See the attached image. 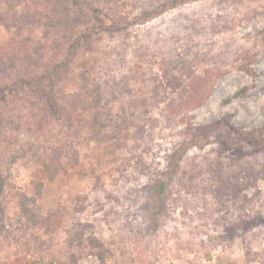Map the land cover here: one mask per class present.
I'll list each match as a JSON object with an SVG mask.
<instances>
[{
	"label": "rangeland",
	"instance_id": "obj_1",
	"mask_svg": "<svg viewBox=\"0 0 264 264\" xmlns=\"http://www.w3.org/2000/svg\"><path fill=\"white\" fill-rule=\"evenodd\" d=\"M263 141L264 0H0V264H264Z\"/></svg>",
	"mask_w": 264,
	"mask_h": 264
},
{
	"label": "trees",
	"instance_id": "obj_2",
	"mask_svg": "<svg viewBox=\"0 0 264 264\" xmlns=\"http://www.w3.org/2000/svg\"><path fill=\"white\" fill-rule=\"evenodd\" d=\"M72 1L75 3L77 0H72ZM76 5L79 6L80 8L83 7L84 5L87 6L90 9V11L93 12V14H96V12H98V9L97 8L92 7L91 4L89 5V3H87L86 1H80ZM96 16H97V18H99L98 15H96ZM241 69L242 70H245L247 72H252V70L250 69V67H246V66H243V65L241 66ZM55 72L57 73V72H59V70H57ZM55 72L53 74H51L49 77H47V78L50 80V78L53 75H55ZM43 79H44L43 77H42V79H39V77H31V78L23 79L21 81V83L22 82H25L26 84L31 85L32 82L35 83V84L37 82H41L43 84L45 82ZM48 79H45V80H48ZM222 123H223L222 121H218L216 124H219V126H220ZM197 130L200 131V132H202L203 134H205L207 136L210 133V130L211 129H208V128H205V127H202V128L199 127V128H197ZM167 185L168 184L166 182H164V180H161V181H159V184L156 186L155 189H156L157 192H161V191H164L166 189V186ZM23 207H24V205H23ZM75 263H76V260L74 259V257H72V264H75Z\"/></svg>",
	"mask_w": 264,
	"mask_h": 264
}]
</instances>
